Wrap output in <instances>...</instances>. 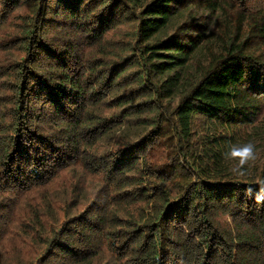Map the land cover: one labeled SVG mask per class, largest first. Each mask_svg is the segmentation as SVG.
<instances>
[{"label":"trees","instance_id":"obj_1","mask_svg":"<svg viewBox=\"0 0 264 264\" xmlns=\"http://www.w3.org/2000/svg\"><path fill=\"white\" fill-rule=\"evenodd\" d=\"M258 178L264 0H0V264H264Z\"/></svg>","mask_w":264,"mask_h":264},{"label":"clouds","instance_id":"obj_2","mask_svg":"<svg viewBox=\"0 0 264 264\" xmlns=\"http://www.w3.org/2000/svg\"><path fill=\"white\" fill-rule=\"evenodd\" d=\"M225 162L229 163L228 171L238 177L247 175V169L254 166L258 159L257 145L252 141L242 144H230L222 154ZM256 187L245 188V195L254 200L257 205L264 204V178L255 180Z\"/></svg>","mask_w":264,"mask_h":264}]
</instances>
